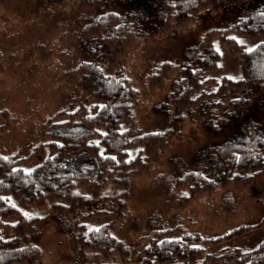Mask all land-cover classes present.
I'll list each match as a JSON object with an SVG mask.
<instances>
[{
	"label": "trees",
	"instance_id": "16d2710c",
	"mask_svg": "<svg viewBox=\"0 0 264 264\" xmlns=\"http://www.w3.org/2000/svg\"><path fill=\"white\" fill-rule=\"evenodd\" d=\"M111 1L128 3L122 18L116 11H106L78 30L81 41L94 45L97 56H105L106 62L82 61L68 71V78L82 94L68 119H49L47 151L40 141L23 157L42 160L24 170L15 166L21 157L0 154V264H38L39 247L24 238L37 228L36 221H47L50 213L26 216L18 204L40 205L46 200H51L55 209H77L67 235L78 264H84L88 250L104 255L126 252L123 242L111 233L112 218L92 228H86L80 218L96 213L113 214L106 208L107 197L115 200L112 206L121 208L130 172L145 169L167 142L181 132L176 127L141 132L135 126L132 108L137 92L122 71H109L110 65L128 50L131 27L147 35L183 27L202 9L238 5L246 11L227 28L207 30L179 75L171 79L168 96L172 95L178 107L192 105L208 115L222 113L219 122L230 123L233 129L224 141L193 156L195 168L175 176L171 207L183 206L216 185L249 181L264 172V109L256 110L258 102L264 101V0ZM226 30L257 36L261 41L249 52L226 35ZM215 34L237 56L242 76L223 77L216 90L198 91L202 83L211 81L209 72L220 68L219 52L212 43ZM162 64L149 77V87L158 92L163 91L173 71L169 62ZM226 92L232 97L223 104ZM123 120L127 121L125 128L120 127ZM208 124L209 129L219 127L215 122ZM131 146L135 148L133 156L128 155ZM115 188L119 190L113 191ZM175 190L181 192L176 195ZM262 225L264 213L257 223L240 225L216 237H204L178 224L164 225L147 235L142 264H264V239L251 249H206V245L215 246Z\"/></svg>",
	"mask_w": 264,
	"mask_h": 264
},
{
	"label": "rangeland",
	"instance_id": "374dc122",
	"mask_svg": "<svg viewBox=\"0 0 264 264\" xmlns=\"http://www.w3.org/2000/svg\"><path fill=\"white\" fill-rule=\"evenodd\" d=\"M127 7L126 2L121 5L110 0H0V154L21 157L16 167L30 170L37 165L42 158H23L24 155L40 141L44 142L46 152L49 119L64 121L74 110L82 93L68 78V71L82 61L106 62L105 56H97L94 45L81 41L78 30L106 11H116L122 18ZM245 12L238 5L202 9L183 27L147 35L131 27L128 50L110 65L109 71H122L137 92L132 108L135 126L141 132L168 127L180 128L181 132L167 142L145 169L130 172L121 208L112 206L115 200L107 197L106 208L113 214L96 213L80 218L86 228L112 218L111 233L123 242L126 250L107 255L88 250L84 264H142L147 235L165 226L178 224L204 237H216L243 224L253 225L263 216L264 172L249 181L216 185L177 208H172L170 202L175 176L196 167L192 158L199 150L221 143L233 132L232 124L219 122L222 113L208 115L192 105L178 107L172 95L168 96L171 79L179 75L207 30L227 28ZM225 33L246 50L261 41L260 37L232 30ZM212 43L219 52L220 68L207 74L212 76L211 81L202 83L198 91L216 90L223 77L242 76L237 56L220 42L218 34L212 37ZM163 62H169L173 71L163 91L158 92L149 87V77ZM231 97L226 92L223 104ZM256 108L257 112L263 110L264 101H259ZM209 122L219 125L217 130L209 129ZM126 125L123 120L120 127ZM133 147H129V156L135 153ZM180 192L174 191L176 195ZM18 206L26 216L50 213L47 221H36L37 228L24 238L39 247L38 264H78L67 235L77 209H55L51 200ZM262 239L264 225L215 246L206 245V249H251Z\"/></svg>",
	"mask_w": 264,
	"mask_h": 264
},
{
	"label": "snow or ice",
	"instance_id": "6c2138e0",
	"mask_svg": "<svg viewBox=\"0 0 264 264\" xmlns=\"http://www.w3.org/2000/svg\"><path fill=\"white\" fill-rule=\"evenodd\" d=\"M261 15H264V13H262ZM248 51H249V52H252L253 49L249 48ZM229 79H231V77H229ZM5 159H6V158H5ZM113 159H114V158H113ZM13 207H15V205H13ZM96 231H99V229H96Z\"/></svg>",
	"mask_w": 264,
	"mask_h": 264
}]
</instances>
